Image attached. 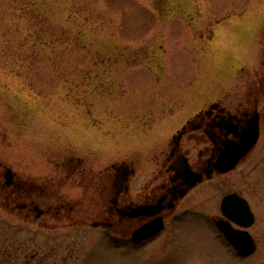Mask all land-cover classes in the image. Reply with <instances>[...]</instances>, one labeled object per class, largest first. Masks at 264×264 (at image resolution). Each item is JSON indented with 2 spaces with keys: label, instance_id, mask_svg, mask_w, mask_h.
<instances>
[{
  "label": "rangeland",
  "instance_id": "1",
  "mask_svg": "<svg viewBox=\"0 0 264 264\" xmlns=\"http://www.w3.org/2000/svg\"><path fill=\"white\" fill-rule=\"evenodd\" d=\"M263 6L264 0H0L1 162L28 180L26 189L35 181L37 195L49 182L72 197L84 191L73 177L63 178L64 170L79 159L96 176L125 160L135 167L136 190L140 174L156 164L159 142L203 101L244 91L256 60L253 22L259 24ZM200 189L207 222L186 218L172 241L132 252L90 227L91 215L82 216V227L48 215L25 219L0 191V264H264V125L247 157L193 193ZM233 191L256 215L248 229L258 248L246 258L224 243L213 221ZM90 193L86 201L97 203L99 195Z\"/></svg>",
  "mask_w": 264,
  "mask_h": 264
},
{
  "label": "flooded vegetation",
  "instance_id": "2",
  "mask_svg": "<svg viewBox=\"0 0 264 264\" xmlns=\"http://www.w3.org/2000/svg\"><path fill=\"white\" fill-rule=\"evenodd\" d=\"M259 21L258 25L253 22L251 33L255 35L256 62L252 64V74L245 82L244 91L237 94L235 89L231 96L230 93L203 101L202 106L193 115L187 117L168 137L159 142L160 152L155 158L156 164L148 175L144 173L141 177L140 174L136 190L133 191L131 186L136 173L135 167L125 160L120 164L116 161L106 165L105 172L96 176L90 166L79 159L71 172L64 170L63 178L67 180V177H73L72 179L77 180L76 186L84 191L81 196L77 194L72 197L64 196L58 185L49 182L45 183L42 195L35 194V181L31 179L30 188L26 189L28 180L19 179L10 167L0 160V191L11 195V209L17 210L25 219L48 215V219H67L78 227L84 226V214L91 215L88 225L102 229L105 237L115 247L126 252L160 240L172 241L173 233L180 230L183 226L181 223H184L186 218L194 216V219L199 217L207 222V211L198 206V203L203 202L204 191L200 189L199 192H193L216 173H222L214 169L211 177L207 175L208 169L213 168L211 162L225 147L226 140H235L236 133L241 132L248 122L255 119L259 123L260 138L264 125V16L259 17ZM241 67H245V64ZM169 117L170 114L164 116ZM248 153L240 161L247 157ZM188 168L191 172L200 173L202 180L182 195L181 192L188 187V181H191L186 170ZM8 172L10 174H7ZM90 191L89 195H99L96 198L97 203L90 204L86 201L85 193ZM188 197L190 202L185 204L187 200L184 199ZM215 218L213 217L214 225ZM46 222L44 225H48L49 221ZM148 224L161 226L159 230L135 237L136 231ZM235 227L240 226L235 224ZM219 234L223 237L220 231ZM223 241L226 243V240ZM227 245L237 257L251 256L240 255L228 242Z\"/></svg>",
  "mask_w": 264,
  "mask_h": 264
},
{
  "label": "water",
  "instance_id": "3",
  "mask_svg": "<svg viewBox=\"0 0 264 264\" xmlns=\"http://www.w3.org/2000/svg\"><path fill=\"white\" fill-rule=\"evenodd\" d=\"M259 123L255 119L248 122L241 132H237V138L234 140H226L225 147L219 152L217 158L211 162L213 168L208 169V177L216 169L219 172H227L238 164V162L251 150L259 139ZM191 181H188V187L181 194L184 195L188 189L202 180L200 173L191 172L186 169ZM7 174H10L8 172ZM222 216L215 218V222L224 234L225 238L241 255H250L255 252L257 243L252 233L247 229L255 221V214L250 206L249 201L238 192H230L226 194L221 202ZM234 223L241 226L235 227ZM161 226V225H160ZM159 225L150 226L149 224L136 231L135 237L149 234L159 230ZM143 232V233H142Z\"/></svg>",
  "mask_w": 264,
  "mask_h": 264
}]
</instances>
